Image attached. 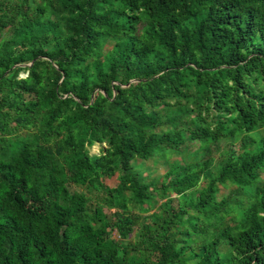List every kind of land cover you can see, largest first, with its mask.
I'll return each mask as SVG.
<instances>
[{"label": "trees", "instance_id": "1", "mask_svg": "<svg viewBox=\"0 0 264 264\" xmlns=\"http://www.w3.org/2000/svg\"><path fill=\"white\" fill-rule=\"evenodd\" d=\"M0 264H264V0H0Z\"/></svg>", "mask_w": 264, "mask_h": 264}, {"label": "rangeland", "instance_id": "2", "mask_svg": "<svg viewBox=\"0 0 264 264\" xmlns=\"http://www.w3.org/2000/svg\"><path fill=\"white\" fill-rule=\"evenodd\" d=\"M22 76H23V74H21ZM99 145H97V144H95V145H93V146H91V147H89V153L90 154H96V153H99ZM164 170H165V168L162 166V165H159V166H157L156 168H153L152 167V175L153 176H157V177H159V176H161L163 173H164ZM160 178V177H159ZM117 182V179H116V177H113V178H111V179H107L106 180V183L108 184V185H114L115 183ZM115 234V233H114Z\"/></svg>", "mask_w": 264, "mask_h": 264}, {"label": "water", "instance_id": "3", "mask_svg": "<svg viewBox=\"0 0 264 264\" xmlns=\"http://www.w3.org/2000/svg\"><path fill=\"white\" fill-rule=\"evenodd\" d=\"M28 65H30V64H28ZM132 81V80H131Z\"/></svg>", "mask_w": 264, "mask_h": 264}]
</instances>
